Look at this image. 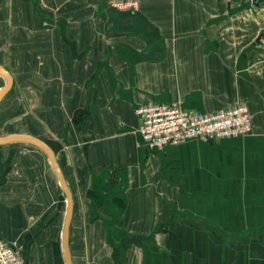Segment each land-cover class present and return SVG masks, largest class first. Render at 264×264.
<instances>
[{
    "label": "crops",
    "instance_id": "1",
    "mask_svg": "<svg viewBox=\"0 0 264 264\" xmlns=\"http://www.w3.org/2000/svg\"><path fill=\"white\" fill-rule=\"evenodd\" d=\"M34 1L28 22L39 27L32 17ZM45 3L62 8L54 20L57 30L37 48L39 59L32 49L29 76L12 77L16 87L29 79L31 100L45 102L46 140L23 131L22 117L16 116L20 93L0 102V114L11 105L15 109L8 125L0 124V137L29 135L45 142L73 200L72 179L91 190L110 178V192L98 195L102 201L95 202L93 213L110 208L116 198L121 226L113 230H151L167 214L171 221L162 224L195 255L183 260L184 249L177 251L172 264H264V0H140L134 13L114 10L106 0ZM0 81L2 88L5 80ZM173 102L203 114L245 105L252 134L147 149L137 133L135 108ZM21 145H0V241L19 242L30 263L45 264L52 235L36 227L28 232L36 238L24 241L26 200H42L44 206L48 178L52 184L55 174L46 166L44 180L35 162L22 159ZM23 162L24 171L18 169ZM95 174L103 178H89ZM155 185L157 191L151 190ZM92 228L101 233L107 226ZM94 243H102L101 235ZM124 252L125 260L134 254Z\"/></svg>",
    "mask_w": 264,
    "mask_h": 264
},
{
    "label": "rangeland",
    "instance_id": "2",
    "mask_svg": "<svg viewBox=\"0 0 264 264\" xmlns=\"http://www.w3.org/2000/svg\"><path fill=\"white\" fill-rule=\"evenodd\" d=\"M19 1L21 0H0V63L7 67V70H9L11 75H15L18 78L20 77V74H26L27 77L29 76L28 66L30 63V54L33 52L32 49L34 50V56H37L39 59L41 54H38L40 53V49L37 48L45 47L46 44L43 42L44 38L52 36L57 30L54 20L63 13L61 6H48L46 5L45 0H35L37 2V7L33 8L32 17H37L39 19V27H34L28 22V12L31 9L29 7L31 0H22V5H20ZM25 63H27V65L24 66L23 64ZM24 80L26 81V84H24L22 79V82H18L17 87L13 86L9 92L11 95H7L9 97L6 102H8L9 99L14 100L13 97L17 93H20L22 98L20 103L21 108L17 102L16 116L18 114L22 117L23 131L29 130L30 132L42 136V138L46 140L48 132L44 116L46 115L45 102L43 100L36 102L31 100L29 94V79L24 77ZM2 84L3 81H0V86H2ZM19 85H21V88ZM44 89L45 88H38V92L44 93ZM12 102L13 101H11V104L14 106V103ZM9 108L11 109L5 110V112L3 109L1 110V126H7L8 121L12 120V115L15 109H13L12 105ZM20 150L24 162L28 164L26 162L28 159L35 162L34 165H37L39 172L41 171V173L44 174L43 179L45 180V173L42 169L46 168V166L48 169L50 168L45 155L38 148L25 143H22ZM24 162L22 167H18V169L22 171H24L25 168L27 169V165ZM99 175L100 174H95L96 177L90 175L89 178H97L96 180H98V177L99 179L103 178V176ZM161 177L163 180L166 179L164 175ZM108 179L109 181L107 184L102 182L101 184H98V187H94L95 189L91 190L90 188H86L88 187V184L78 182L77 177L75 178V181L73 179L71 181L74 197L73 218L71 220L69 231V246L71 249L72 264H110V254H114L112 256L113 264H143L141 262V255L143 253V256L148 261H145L144 264H172L171 260L173 259L172 256L174 253L183 249L184 251H182V254L186 255L183 257V260H185L186 257L188 260L194 259L195 255L192 252L193 250H190L191 246L185 242H178V239L176 238L173 239L170 234L175 230L162 224V222L167 220L171 221L167 214L165 216V221L163 220L161 222L159 220L158 222L160 223L157 222L158 224L154 225L153 229L144 231L136 229L129 231L113 230L115 226H121L119 225L121 223V216L114 215L116 207L113 206V202H117L116 198L111 200V204L108 205L110 208H102V206H100L99 212L94 214L93 207H99L96 206L95 202L98 201L101 203L102 201L98 198V195L100 197L106 196L110 190L112 180L110 178ZM172 187H170L172 188L171 191L177 190L174 186ZM155 188L157 191L156 185L155 187H150L151 190H155ZM48 189L49 198H47L48 201H46L44 206L40 204V201L42 200L39 198L38 200L40 201H37L38 203L32 199L26 200L27 209L30 210V212L28 213V222L24 225V231L26 232L23 234V236H27L26 238L28 239L24 241L31 242L33 241L32 237L36 238L35 235L32 236L28 233L31 229L38 227L41 228L42 231L46 228L47 236L52 235V238H47L46 244L48 247V255L45 264H64L62 259H60V243L66 201L62 190H60V186H58L55 175L52 184L48 178ZM92 190H95V192H92ZM159 190H163L162 185H160ZM91 194L92 198L94 197V194H96L97 199L93 200L92 198L90 199L86 197ZM42 217L45 218L43 219ZM153 217L158 218V216ZM179 217L184 221L183 215H179ZM139 222V225H141L143 220H140ZM93 223L103 224L107 226V228L101 230L100 233L97 230H93ZM247 232L248 230L246 233ZM100 235L102 237V243L100 245H95L94 241L97 239L99 240ZM50 242H52V245L54 243V247L50 248ZM10 245L17 251L21 264H32L27 260L24 250L22 251V246L19 245V242H12ZM124 250H127L128 252L133 250L134 254L132 256L129 254L125 260Z\"/></svg>",
    "mask_w": 264,
    "mask_h": 264
},
{
    "label": "built area",
    "instance_id": "3",
    "mask_svg": "<svg viewBox=\"0 0 264 264\" xmlns=\"http://www.w3.org/2000/svg\"><path fill=\"white\" fill-rule=\"evenodd\" d=\"M110 8L137 12L140 0H106ZM134 114L140 125L137 133L149 150H163L190 141H220L243 138L252 134V118L245 105H236L203 114L186 109L179 102L139 105ZM0 264H21L13 246L0 241Z\"/></svg>",
    "mask_w": 264,
    "mask_h": 264
},
{
    "label": "water",
    "instance_id": "4",
    "mask_svg": "<svg viewBox=\"0 0 264 264\" xmlns=\"http://www.w3.org/2000/svg\"><path fill=\"white\" fill-rule=\"evenodd\" d=\"M0 77L5 80V85L0 88V102L10 92L13 86V77L8 70L0 65ZM213 141H209L212 143ZM10 143H25L38 148L47 158L54 174L58 180L59 186L65 196L66 210L63 220L62 233H61V250L64 264H72L71 254L69 249V229L73 215V198L72 194L64 180L61 169L57 163L56 157L52 149L42 140L29 135H10L0 137V145Z\"/></svg>",
    "mask_w": 264,
    "mask_h": 264
}]
</instances>
